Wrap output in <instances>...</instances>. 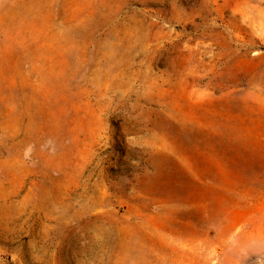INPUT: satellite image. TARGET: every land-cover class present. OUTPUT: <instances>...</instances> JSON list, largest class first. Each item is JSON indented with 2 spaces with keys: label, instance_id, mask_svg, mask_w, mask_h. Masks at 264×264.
<instances>
[{
  "label": "rangeland",
  "instance_id": "374dc122",
  "mask_svg": "<svg viewBox=\"0 0 264 264\" xmlns=\"http://www.w3.org/2000/svg\"><path fill=\"white\" fill-rule=\"evenodd\" d=\"M0 264H264V0H0Z\"/></svg>",
  "mask_w": 264,
  "mask_h": 264
}]
</instances>
